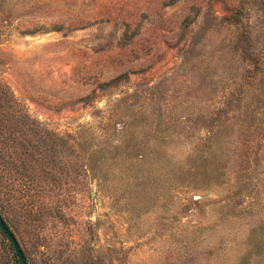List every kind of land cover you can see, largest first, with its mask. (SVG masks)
Instances as JSON below:
<instances>
[{
  "label": "rangeland",
  "instance_id": "rangeland-1",
  "mask_svg": "<svg viewBox=\"0 0 264 264\" xmlns=\"http://www.w3.org/2000/svg\"><path fill=\"white\" fill-rule=\"evenodd\" d=\"M0 213L29 264H264V0H0Z\"/></svg>",
  "mask_w": 264,
  "mask_h": 264
},
{
  "label": "water",
  "instance_id": "water-1",
  "mask_svg": "<svg viewBox=\"0 0 264 264\" xmlns=\"http://www.w3.org/2000/svg\"><path fill=\"white\" fill-rule=\"evenodd\" d=\"M0 230L4 234V236H6V238L9 240V242L11 243L20 264H29L27 257L25 255L18 239L16 238L14 233L10 230V228L8 227V225L6 224V222L4 221V219L2 218L1 215H0Z\"/></svg>",
  "mask_w": 264,
  "mask_h": 264
},
{
  "label": "trees",
  "instance_id": "trees-1",
  "mask_svg": "<svg viewBox=\"0 0 264 264\" xmlns=\"http://www.w3.org/2000/svg\"><path fill=\"white\" fill-rule=\"evenodd\" d=\"M0 215H1V213H0ZM2 216V215H1ZM7 224V223H6ZM9 227V226H8ZM10 228V227H9ZM11 230V229H10ZM12 231V230H11ZM0 232H1V230H0ZM13 232V231H12ZM1 234L3 235V237H5V239L6 240H8L7 238H6V236H4V234L1 232ZM11 249L14 251V249H13V247H12V245H11ZM15 253V252H14ZM15 257L17 258V256H16V254H15ZM17 262H18V260H17ZM19 264H20V262H18Z\"/></svg>",
  "mask_w": 264,
  "mask_h": 264
}]
</instances>
